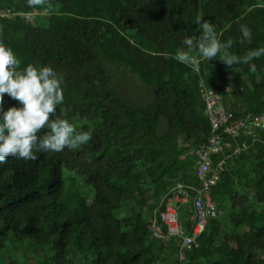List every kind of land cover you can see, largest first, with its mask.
I'll return each instance as SVG.
<instances>
[{"label":"trees","instance_id":"16d2710c","mask_svg":"<svg viewBox=\"0 0 264 264\" xmlns=\"http://www.w3.org/2000/svg\"><path fill=\"white\" fill-rule=\"evenodd\" d=\"M49 2L46 13L0 0V41L21 69L50 66L63 76L56 115L66 109L62 118L93 137L36 160L0 162V264H264V121L224 135L209 188L221 213L197 237L201 248L180 250L176 238L148 230L150 219L164 230L159 200L175 184L189 195L200 183L193 164L210 123L199 80L222 92L231 120L264 118V55L231 68L219 55L198 57L197 67L177 61L176 50L201 34V13L222 43L233 40L234 54L264 47V0ZM4 101L0 117L22 107L7 94ZM190 204L187 196L175 203L186 233Z\"/></svg>","mask_w":264,"mask_h":264},{"label":"clouds","instance_id":"9594fccd","mask_svg":"<svg viewBox=\"0 0 264 264\" xmlns=\"http://www.w3.org/2000/svg\"><path fill=\"white\" fill-rule=\"evenodd\" d=\"M27 6H40L46 13L53 8L49 0H27ZM196 22L200 25L201 34L185 38V47L176 50L175 59L180 63L196 64L198 67V57L209 61L219 55V60L231 68L236 64H250L264 55V47H260L238 56L231 51L233 40L230 38L222 43L216 26L204 20L202 13ZM240 31L244 39L250 42L251 29L241 25ZM252 70L255 71L254 65ZM63 79L50 66L28 64L21 69V61L13 50L0 41V106L5 103V94L22 105L20 108H9L0 117V162H5L9 157L25 161L36 160L37 152L59 153L65 148L76 149L92 139V129L77 130L67 119L62 118L67 115L66 109L59 116L56 115L57 106L64 103ZM45 126L50 131L41 136V130ZM173 189V194L179 195V185ZM182 259L183 257L179 258ZM178 263L183 264L179 261L176 264Z\"/></svg>","mask_w":264,"mask_h":264},{"label":"rangeland","instance_id":"374dc122","mask_svg":"<svg viewBox=\"0 0 264 264\" xmlns=\"http://www.w3.org/2000/svg\"><path fill=\"white\" fill-rule=\"evenodd\" d=\"M131 96L134 99L137 98V95H135V94H131ZM195 159L197 161V158H195ZM196 161H195V163H196ZM194 164H193V166H194ZM196 177H197V179H199L198 174H196ZM175 186H177V184H175L173 187H175ZM173 187H172V189H173ZM179 190H180L179 195H174V194L167 192L159 200V204H164V205L158 211L157 215L160 218V221L164 227V230L161 227L156 226V224L154 225V223L151 222V219H150V222L148 224V230L152 236H155V233L159 229L161 231V234L163 237H165V238H167V237L176 238V241H177L176 246H178V248L180 250H182L183 248L186 247L183 243L187 244L188 241L183 242L182 240L179 239L180 235L182 234V230H181V224H180L179 217H178V210H176V211H174L168 215L163 213L167 207L169 208L172 205H175V203H177V202L180 203V206H182L185 203L186 190L180 186H179ZM181 194H182V197L180 196ZM189 196L191 198V204L188 207H186L185 209H183L187 213V215L185 217L189 221V228L191 229L192 234L195 236L201 237L202 234L206 233L205 228H206V225L208 224V222L210 221V219L218 216L221 213V210L213 202L211 195H210V190L208 188H204L202 183H198L197 185L193 186L189 191ZM199 200H202V202L209 200L213 205L214 213L213 214L206 213L204 222H203L202 226L198 229V226L201 224L199 212L202 210V209L198 210ZM162 240H164V239H162ZM200 245H196V243L194 242L191 245H189V249L195 250V249L201 248ZM27 255L30 258L33 257L32 252H27ZM194 255L195 254H193V256Z\"/></svg>","mask_w":264,"mask_h":264},{"label":"built area","instance_id":"2783aa9c","mask_svg":"<svg viewBox=\"0 0 264 264\" xmlns=\"http://www.w3.org/2000/svg\"><path fill=\"white\" fill-rule=\"evenodd\" d=\"M199 89L203 96V100L207 105V113L209 115L207 116L211 118L213 126L210 127V133L208 135L206 145L196 153L197 162H199L200 165H206L211 162L216 163L217 165H221L224 135L231 134L232 132L230 131L236 126V124H232L234 127L226 126L229 123L232 114L231 111L228 112L225 109L226 106L224 105L222 101V97L221 95H219L220 93L218 91L216 92L214 90L209 89L202 82L199 83ZM243 122L244 123L248 122L249 124L250 122L257 124L258 117L245 118ZM202 185L204 188H206V186L203 183ZM198 204H199L198 210L202 209L199 212L200 215L199 217L201 221V224L198 226L199 229L202 226L205 219V216L204 217L202 216L204 214L206 215V213L213 214L214 211H213V205L209 200H206L205 202L199 200ZM176 210H177L176 206L172 205L169 208L167 207L163 213L168 215ZM185 241H188L187 244L183 243L186 246V248H189V245L195 242L194 239L190 236L183 237V242Z\"/></svg>","mask_w":264,"mask_h":264},{"label":"bare ground","instance_id":"6f19581e","mask_svg":"<svg viewBox=\"0 0 264 264\" xmlns=\"http://www.w3.org/2000/svg\"><path fill=\"white\" fill-rule=\"evenodd\" d=\"M218 166H220V165H216L215 167H213L212 162L209 164H206V165H200V163L197 161L194 165L195 175L196 174L199 175L200 183H203L206 186V188H208V189L210 188V186L214 183V181L218 177V173H217V167ZM187 188H188V186H187ZM188 197H190V196L188 195V192H187V198ZM204 216H205V214L202 217H204ZM181 230H182V234L179 237L180 240L183 241V237L190 236L194 239V241L197 245V237L198 236L193 235L191 229L187 233L184 232L182 227H181ZM155 235L163 237L161 234V231L159 229L157 230Z\"/></svg>","mask_w":264,"mask_h":264},{"label":"water","instance_id":"95a60500","mask_svg":"<svg viewBox=\"0 0 264 264\" xmlns=\"http://www.w3.org/2000/svg\"><path fill=\"white\" fill-rule=\"evenodd\" d=\"M200 82H202L204 85H205V83L202 81V80H199V82H198V87H199V83ZM206 86V85H205ZM207 87V86H206ZM209 89H211V88H209ZM211 90H213V88L211 89ZM214 91H218L220 94L219 95H221V97H222V101H223V103H224V105H225V100H224V97H223V94H222V92L221 91H219V90H215L214 89ZM199 92H200V89H199ZM200 94H201V92H200ZM201 97H202V100H203V96H202V94H201ZM203 105H204V111H205V114H206V116L208 115V113H207V105H206V103L204 102V100H203ZM226 106V105H225ZM225 109L228 111V112H230V108L227 106V107H225ZM209 116V115H208ZM207 116V117H208ZM231 118H232V116H231ZM208 119H209V123H210V127H212L213 126V124H212V121H211V118L210 117H208ZM245 120V118H242V119H239V120H237V121H234L233 119L231 120H229V123L226 125V126H228V127H234L232 124H236V126L233 128V129H231V131L230 132H232V133H234V134H236V133H238L239 131H241V130H250V124L247 122V123H244L243 121ZM262 121H264V118H260V117H258V122H259V124H260V122H262ZM227 122V121H226ZM236 129H238V130H236ZM236 130V131H235ZM209 133H210V131H209ZM224 145H228V142H226L224 139H223V147H224Z\"/></svg>","mask_w":264,"mask_h":264}]
</instances>
